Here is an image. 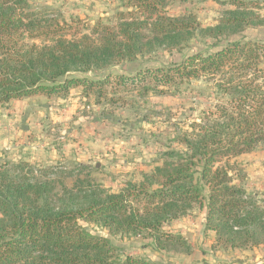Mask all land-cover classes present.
<instances>
[{
    "label": "trees",
    "instance_id": "trees-1",
    "mask_svg": "<svg viewBox=\"0 0 264 264\" xmlns=\"http://www.w3.org/2000/svg\"><path fill=\"white\" fill-rule=\"evenodd\" d=\"M118 1L122 10L108 24L99 20L90 33H81L45 9L32 10L28 0H0V106L77 88L97 102L109 89L137 91L141 98L184 94L195 80L211 85L215 99L199 111L189 132L178 128L184 121L166 118L174 127L161 165L137 182L117 181L116 191L96 183L85 164L37 171L0 162V264H169L121 258L120 247L88 227L188 256L190 244L165 226L195 210L204 211L203 231L215 235L212 251L264 246V193H247L245 175L231 163L264 149V39L243 35L264 31V17L254 10L259 5L213 0L234 8L202 28L192 14L166 10L193 0ZM195 42L210 44L182 56ZM159 50L181 57L162 67L140 66ZM126 63L139 66L118 75L108 70ZM100 72L106 73L86 76Z\"/></svg>",
    "mask_w": 264,
    "mask_h": 264
},
{
    "label": "rangeland",
    "instance_id": "rangeland-1",
    "mask_svg": "<svg viewBox=\"0 0 264 264\" xmlns=\"http://www.w3.org/2000/svg\"><path fill=\"white\" fill-rule=\"evenodd\" d=\"M243 1L257 3L260 9L254 10L264 17L263 0ZM28 2L32 10L45 9L49 17L64 20L78 27L81 33H90V28L99 20L104 25L108 24L109 18L116 11L122 10L118 0H28ZM233 8L220 6L213 0L204 3L193 0L186 5L175 4L166 10L169 11V15L190 13L202 28H206L215 25L225 10ZM243 35L249 39H264L262 28L248 29ZM208 44L210 43L195 42L182 56L200 49L205 50ZM180 57L181 55L159 50L140 62V66L162 67L179 60ZM138 66L135 63H126L108 70L118 75L130 73ZM104 73L106 72L90 73L86 76L96 79L101 78ZM210 88L211 85L205 84L203 80H195L191 81L190 90H184V94L163 96L148 94L141 98L136 94L137 91L122 92L118 89L117 93L111 94L112 91L109 89L106 98L103 97L97 102L96 96L90 94L89 97H83L82 89L77 88L70 90L66 95L50 98L38 96L11 101L0 106V162L24 163L37 171L68 165L73 168L75 164H85L91 168V176L96 183L104 189L116 191L117 181L137 182L141 179V174L149 173L155 166L161 165V153L166 151L168 140L173 136L174 124L170 123L184 121L178 123V128L183 132H189L188 125L198 117L199 111L206 108L210 100L215 99ZM157 115L161 116L158 118ZM144 117L147 119L144 120ZM169 117L170 123L166 120ZM175 149L180 150L181 147ZM231 163L236 164L245 175L247 193L259 195L264 193L263 148L242 155ZM94 167L98 171H94ZM70 181L67 179L66 184L69 185ZM190 216L199 217V211H193ZM173 226H177L174 221L165 226V229L172 230ZM88 229L120 247L121 258L131 256L150 260L148 256L154 254L155 250L144 247L140 239L112 238L105 230L93 225H89ZM194 232L193 239L190 237L186 239L182 235L192 249L188 256L201 248L200 237L195 236ZM206 234L207 232H202V237L207 238ZM213 239L215 240V235ZM212 243L209 248L202 247L207 250L204 258H207L205 259L208 263L215 257L216 252L226 253L224 250L212 251ZM261 250H264V246L243 252L247 254L249 263H252L263 258L262 254L258 253ZM236 251L240 250H230L229 255H234ZM155 252L159 257L151 261L164 262L169 258L173 264H182L181 256H185ZM200 256L203 257L201 254ZM200 260L199 264H204L202 258Z\"/></svg>",
    "mask_w": 264,
    "mask_h": 264
},
{
    "label": "crops",
    "instance_id": "crops-1",
    "mask_svg": "<svg viewBox=\"0 0 264 264\" xmlns=\"http://www.w3.org/2000/svg\"><path fill=\"white\" fill-rule=\"evenodd\" d=\"M203 217H204V211L203 212L201 211L199 212V217L193 218L192 216L190 217L188 216L187 218L181 221H174L176 222L177 226L171 227L172 229H176L177 231H180V234L186 237V239H188L189 237L190 239H193L192 233L195 231L194 235L195 236L199 235L200 241L202 242L200 246L201 248L197 249V251L194 250L191 256H181L180 260L183 259L182 264H199L198 261H201L200 260L201 258L204 264H264V253H262V251L264 250H261L258 252L262 254L263 258H260L259 260H257V262L249 263V260H247L248 258L246 257L247 254L243 251L241 252L236 251L235 254L231 256L229 255L230 250H227L226 253L224 254H220L219 251L216 252L214 254L215 257H212L210 263H208V261L206 260L207 258L206 257H205L206 259L204 258V254H207L206 252L207 250L202 249V247L209 248V245L214 240L213 239L214 233L208 231L206 234L207 238L202 237L203 236L202 232H204L203 231V223H204ZM200 254L203 257H201ZM158 257H159V254L155 251H154V254H151L150 256H148L150 260H156ZM164 262L173 264L172 259H169V258L167 261H164Z\"/></svg>",
    "mask_w": 264,
    "mask_h": 264
}]
</instances>
